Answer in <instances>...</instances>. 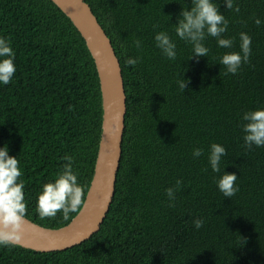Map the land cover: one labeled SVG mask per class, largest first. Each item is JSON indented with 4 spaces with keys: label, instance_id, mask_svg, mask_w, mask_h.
<instances>
[{
    "label": "trees",
    "instance_id": "1",
    "mask_svg": "<svg viewBox=\"0 0 264 264\" xmlns=\"http://www.w3.org/2000/svg\"><path fill=\"white\" fill-rule=\"evenodd\" d=\"M111 42L121 68L126 112L121 156L109 210L88 240L55 252L0 246V264H264V145L245 148L240 114L264 106V0H233L219 11L230 49L205 37L206 56L175 36L181 4L190 0H83ZM179 2V3H178ZM181 3V4H180ZM260 17L257 25L254 19ZM176 40L174 59L163 56L153 34ZM251 36L248 61L225 73L219 56L239 50V33ZM0 35L14 49L16 71L0 85V145L17 155L24 218L47 229L64 217H40L36 195L73 157V170L89 188L101 133L102 106L94 61L83 38L50 0H0ZM139 39L138 48L133 43ZM139 57L135 65L127 57ZM186 79L184 90L176 80ZM226 152L220 161L236 172L229 198L216 187L221 172L208 165L210 142ZM193 147L203 149L199 157ZM181 183L172 206L165 187ZM83 204V203H82ZM194 217H203L199 228Z\"/></svg>",
    "mask_w": 264,
    "mask_h": 264
},
{
    "label": "clouds",
    "instance_id": "2",
    "mask_svg": "<svg viewBox=\"0 0 264 264\" xmlns=\"http://www.w3.org/2000/svg\"><path fill=\"white\" fill-rule=\"evenodd\" d=\"M179 3V2H178ZM226 8H233V0H223ZM181 4V3H180ZM257 25L262 23L260 17L254 19ZM174 25L175 36L191 45V55L206 56L209 48L204 43L205 37L212 36L216 39L217 47L230 49L233 38L222 35L227 30L228 19L219 11L217 0H190V6L181 4L179 14ZM155 46L161 54L168 59L177 55L176 40L165 30L155 31L153 34ZM136 47L141 46V41H133ZM251 36L244 31L239 33V50L226 51L219 56V64L224 65L225 73L235 74L241 63L248 61ZM15 53L7 36L0 35V85H6L16 71L14 63ZM139 57H127L125 63L135 65ZM180 90H184L186 79L179 74L176 80ZM240 128L242 131L243 145L251 148L264 145V106L248 109L240 114ZM203 149L193 147L191 155L199 157ZM225 147L218 142H210L207 149L208 165L213 172H221L220 161L225 154ZM67 161L55 174L54 179L44 182L36 195V210L40 217H53L59 210L64 217L75 212L82 206L83 189L78 182L77 173L73 170V157L67 153L62 157ZM17 155H10L7 144L0 145V246L8 245L13 237L18 239V229L25 213L24 185L19 179ZM225 168V166H224ZM223 171L216 178V187L224 197H231L238 185L236 172ZM177 178L174 185L165 187L164 192L168 198L169 206L175 201V193L180 186ZM204 223L203 217H194L193 227L199 229Z\"/></svg>",
    "mask_w": 264,
    "mask_h": 264
},
{
    "label": "water",
    "instance_id": "3",
    "mask_svg": "<svg viewBox=\"0 0 264 264\" xmlns=\"http://www.w3.org/2000/svg\"><path fill=\"white\" fill-rule=\"evenodd\" d=\"M83 38L98 75L102 121L93 176L77 215L64 227L47 229L22 218L18 239L10 244L36 252L63 251L88 240L99 230L114 194L126 112L119 62L110 40L83 0H50Z\"/></svg>",
    "mask_w": 264,
    "mask_h": 264
}]
</instances>
